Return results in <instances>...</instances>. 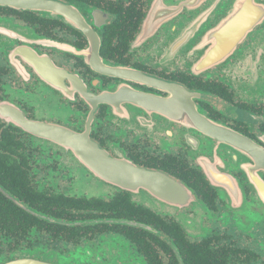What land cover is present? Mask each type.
Listing matches in <instances>:
<instances>
[{
    "label": "flooded vegetation",
    "instance_id": "af4514ba",
    "mask_svg": "<svg viewBox=\"0 0 264 264\" xmlns=\"http://www.w3.org/2000/svg\"><path fill=\"white\" fill-rule=\"evenodd\" d=\"M13 4L0 264H264V0Z\"/></svg>",
    "mask_w": 264,
    "mask_h": 264
},
{
    "label": "water",
    "instance_id": "95a60500",
    "mask_svg": "<svg viewBox=\"0 0 264 264\" xmlns=\"http://www.w3.org/2000/svg\"><path fill=\"white\" fill-rule=\"evenodd\" d=\"M13 1L14 0H0V5H9V6L12 5L13 6L14 5ZM90 150L92 151L93 155H101V156H103L102 154H104L102 151H100L99 149H96V148L89 149V151ZM131 171H133V174L135 176H137V177H145V178H147V180H148V178H152L153 177L152 174H149V173H146V172H143V171H140V170H131ZM172 186H174V185H172Z\"/></svg>",
    "mask_w": 264,
    "mask_h": 264
},
{
    "label": "rangeland",
    "instance_id": "374dc122",
    "mask_svg": "<svg viewBox=\"0 0 264 264\" xmlns=\"http://www.w3.org/2000/svg\"><path fill=\"white\" fill-rule=\"evenodd\" d=\"M82 185H83V184H80V185L77 184V185H76L79 191H82V190H83ZM83 186H84V185H83ZM94 188H95V186H91L90 189H89V190H92L91 192L94 193V194H103V193L106 192V188H104V187H102V190H96V189H94Z\"/></svg>",
    "mask_w": 264,
    "mask_h": 264
}]
</instances>
